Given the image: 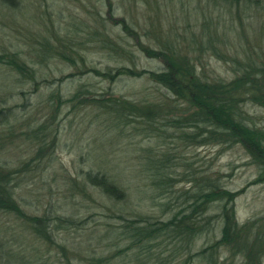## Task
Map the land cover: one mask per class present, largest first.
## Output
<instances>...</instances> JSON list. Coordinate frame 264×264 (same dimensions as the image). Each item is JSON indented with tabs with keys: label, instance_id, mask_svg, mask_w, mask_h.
<instances>
[{
	"label": "trees",
	"instance_id": "trees-1",
	"mask_svg": "<svg viewBox=\"0 0 264 264\" xmlns=\"http://www.w3.org/2000/svg\"><path fill=\"white\" fill-rule=\"evenodd\" d=\"M70 1H53L47 5L50 4L49 8L54 10L57 2L59 4ZM16 3L18 4L19 0H0V5L5 8H18ZM104 3L107 16H113L111 0H104ZM59 9L58 13L61 12V8ZM94 21L98 24L96 27L85 25L88 28L87 38L104 45V50L110 55L119 56L124 66L118 68L109 66L103 72L92 68L89 73L110 83H115L124 76L146 77L149 82L165 90L166 96L164 99L157 97L150 99L145 95L143 101L138 103L116 97L112 93L108 95V92L94 95L93 91L84 86L79 87L69 97L55 91L49 94L47 99L51 112L47 121L31 127L29 113L35 109L34 106L37 107L42 96L36 73L24 58L16 53L6 52L0 55V264H12V261L16 264H39V258L27 263L24 262L23 255L10 251V247H29L28 239L34 244L37 243L39 247L49 249L70 247L65 239L70 230L78 225L74 214L57 215L55 209L58 206L50 203L43 215H29L26 211L28 201H24L22 197L26 179L37 170L34 161L53 154L47 160V165L37 171H44L55 161L56 143L53 141H58V133L53 128L54 120L67 105L73 110L83 106L97 108L99 115H102L108 124V127L104 128L109 129L111 134L124 126L136 123L143 125L139 127L146 139L156 137L158 142L166 143L167 139L175 138L184 147L239 145L258 166L259 182L264 184V127L258 128L246 110L248 104L253 106L251 102L264 107V62L248 64L243 73L236 75L234 80L226 81L201 71L187 53L182 55L180 46L174 44V40L162 42L161 46L155 49L150 43L142 44L131 25L123 20L111 22L104 16H94ZM108 26L122 27L129 38L137 41L146 58L158 60L161 67L157 70L139 72L135 67L136 63L131 60L134 58L132 50L123 48L116 39L102 37L97 30L101 27L107 29ZM73 27L74 25L67 24L66 28L72 32L66 33L62 38L59 36L61 28L58 30L55 28L56 47L51 48L50 40L46 39L38 48L31 45L32 53H37L35 56L42 62L60 58L76 67L77 58L83 59L77 48L84 44L77 41L78 35ZM216 32L210 24H203L201 38L192 34L187 49L216 51L213 55L218 57ZM149 35L152 33L147 31L144 37ZM125 62H130L134 67L126 65ZM3 72L10 73L12 77L14 74L18 78V81L11 82V89L1 76ZM74 75L75 73L72 76ZM26 81L30 82L29 90L23 93L16 86L17 83L21 86ZM62 82L59 80L57 83ZM57 83L56 85H59ZM8 89L10 93L7 95ZM18 95L24 100L22 105L14 101ZM35 95H38L36 102L33 98ZM49 125L52 127L53 141L50 140ZM19 142L35 149V160L21 162L20 157H6L8 152L10 155L12 150H16ZM174 154L175 149L170 145L157 156L152 155L150 151L144 154L146 159L144 171L152 182V186L147 187V194L154 199L162 198L163 213L169 212L170 217L164 221L153 220L152 217L138 216L129 219L124 215L119 216L123 225L117 228L109 226L106 230L107 237L101 239L113 241L114 245L124 242L125 247L118 249L117 254L108 258H94L90 264L130 263L110 261L112 257H129L133 260L131 262L136 261L134 264H175L177 261L178 264H264V217L241 222L235 208V201L240 192L225 189L219 177L202 172L196 173L187 162H179L185 164L187 169L183 174L177 175L176 166L180 165ZM91 157L93 162V156ZM108 166L110 167L105 171L96 168L83 173L82 186L72 187V191L77 192V196L81 197L83 194L88 198L97 194L110 205L126 201L129 195L121 185L120 176L111 162ZM182 175L187 178L192 188L176 191L175 186L182 181L176 176L182 178ZM174 202L179 205L177 210H174ZM94 204L97 203L94 201ZM95 210L105 211V207H96ZM92 219L93 215L88 220L81 218L82 223ZM60 233L64 234V238L56 241ZM198 242L202 244L201 248H197ZM64 248L59 254L66 262L71 263ZM155 248L160 251L155 252Z\"/></svg>",
	"mask_w": 264,
	"mask_h": 264
},
{
	"label": "rangeland",
	"instance_id": "rangeland-1",
	"mask_svg": "<svg viewBox=\"0 0 264 264\" xmlns=\"http://www.w3.org/2000/svg\"><path fill=\"white\" fill-rule=\"evenodd\" d=\"M53 1L61 0H19V3H16L18 8H5L0 5V55L8 52L23 57L29 67L35 71L41 91L40 102L37 101V107L34 106L35 109L31 114L29 113L31 127L47 121L51 113L47 99L49 94L55 91L64 97H69L79 87L84 86L93 91L94 95L108 92V95L112 93L116 97L138 103L143 101L145 95L150 99L154 97L164 99L166 96L165 90L149 82L146 77L124 76L117 82L110 83L89 73L92 68L103 72L109 66L114 68L124 66L119 56L110 55L104 50V45L87 38L88 28L85 25L88 27L98 25L94 21V16H104L111 22L123 20L131 25L142 44L150 43L155 49L159 48L162 42L174 40L173 43L180 46L182 55L187 53L201 71H206L212 77L218 76V79L234 80L236 75L243 73L248 64L264 62V0L253 3H246L245 0H173L172 2L111 0L113 6L111 17L107 16L104 0H71L59 4L57 2L55 9L52 10L47 3ZM59 8H61L60 13H58ZM205 23L210 24L211 28L217 31L218 57L213 55L216 51L187 49L192 34L201 38V29ZM67 24L74 25L73 30L78 35L77 41H82L84 44L81 48H77L83 59L77 58L76 67L60 58L46 62L38 60L35 56L37 53H32L30 46L38 48L48 39L51 48H55L54 30L61 28L59 36L62 38L66 33L72 32L66 28ZM97 30L102 37L116 39L123 48H130L134 57L131 60L136 63L135 67L139 72L157 70L161 67L158 60L146 58L137 41L132 37L129 38L122 27L108 26L107 29L101 27ZM147 31L152 35L144 37ZM125 64L134 67L130 62ZM137 70L134 71L138 73ZM74 73L76 77L72 76ZM12 75L14 78L6 72L1 75L9 89L12 88L11 82L18 79L14 74ZM59 80L63 81L62 84L57 83ZM28 84L29 81L23 82L21 86L17 83L16 88L24 93L29 90ZM9 89L7 95L10 93ZM19 96H16L14 101L22 105L24 100ZM37 97L38 95L33 97L35 102ZM251 104L253 106L248 104L246 110L257 127L263 128L264 107L252 102ZM98 112L97 108L91 106H83L78 110H73L70 105L63 107L53 126L58 133V141L53 139L52 127L49 125L50 140L56 143L55 161L44 171L37 170L44 168L53 154L37 160L35 149L28 148L23 142H19L16 150H12L10 155L9 152L6 154L9 158L20 157L21 162L36 159L34 162L37 170L26 179L22 192L24 201H28L29 204L26 210L29 215H43L48 205L52 203L58 206L55 209L57 215L74 214L80 226L78 228L77 225L70 230L65 239L70 247H61V250L56 247L50 249L39 247L30 239L27 242L29 247H10L11 252L24 256V262L31 263L39 258V264H90L94 258H108L117 254L118 249L125 247L124 242L114 245L113 241L101 239L107 237L106 230L109 226L117 228L123 225L119 216L124 215L129 219L143 216L166 221L170 214L163 213L161 207L164 203L163 199L157 197L154 199L147 194L152 182L144 171L146 164L144 154L150 151L152 155L157 156L158 153H163L168 145L175 149L174 155L177 156L180 165L176 166L177 175L183 174L187 169L185 164L179 162L190 163L196 173L202 172L219 177L225 189L240 192L235 201V208L241 222L264 217V184L259 182L260 170L241 146L184 147L175 138L167 139L166 143L158 142L156 137L146 139L142 135L143 130L139 127L143 125L136 123L124 126L111 134L109 129L104 128V126L108 127V124ZM110 162L121 178L122 187L129 195L126 201L110 205L97 194L88 198L83 194L81 197L77 196V192L72 191V187L82 186L83 173L96 168L105 171L110 167L108 166ZM176 177L182 179L175 186L176 191L192 188L183 175L182 178ZM94 201L97 204H94ZM101 206L105 207V211L95 210L96 207ZM173 206L174 210L179 207L176 202ZM92 215L94 219L82 223L81 218L88 220ZM62 238L64 234L60 233L56 241ZM197 246L201 248L202 244L198 242ZM62 248L67 250V257L71 259V263L66 262L59 254ZM154 251L160 250L155 248ZM110 261L130 262L129 264L136 262H131L133 260L129 257H112ZM11 263L16 264L15 261ZM178 263L179 261L175 264Z\"/></svg>",
	"mask_w": 264,
	"mask_h": 264
}]
</instances>
